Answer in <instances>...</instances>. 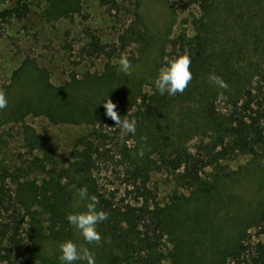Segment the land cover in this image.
Segmentation results:
<instances>
[{"label": "rangeland", "instance_id": "obj_1", "mask_svg": "<svg viewBox=\"0 0 264 264\" xmlns=\"http://www.w3.org/2000/svg\"><path fill=\"white\" fill-rule=\"evenodd\" d=\"M122 1L124 10L116 16L99 0H28L31 12L26 18L0 23V89L8 100V106L0 110V174L9 170L12 193L24 199L17 207L21 206L25 215L24 236L29 239L32 235L30 244L37 250L35 264H62L58 245L67 239L88 247L95 264H109L116 245L102 222L97 225L100 244H87L77 229L64 227L63 220L53 212L61 210L67 217L69 212L84 210L85 202L76 190L79 187H86L89 196L93 195L92 176L77 164L76 152L81 140L92 138L95 125L106 116L103 97L107 94L114 102L123 84L151 90L152 75L158 74L164 57L176 55V38L184 33L192 36L196 31L194 18L202 16L199 6L186 8L182 0ZM257 1L219 0L214 16H219L220 22L207 34V42L224 54L217 59L221 70L237 76L231 83L235 87L246 84L264 88V63L257 48L259 37L254 35L258 29L253 24L248 26L254 12L260 7L264 10V0ZM14 2L0 0V9ZM86 26L96 30L104 42L118 45L112 58L82 61L80 48L87 40L83 31ZM127 29H134L141 38L130 37L122 49L121 38ZM124 52L133 67L130 76L119 70L117 61ZM212 66L210 74L218 75L216 66ZM219 104L223 108L224 103ZM189 138V148L197 151L202 136L193 134ZM31 142H35L33 147ZM50 156L60 173L57 179L65 184L60 197L70 203L66 208L60 199L61 207L45 206L42 192L46 190H38L39 186L52 190ZM36 157L46 165L45 171L37 166L41 162ZM101 169L99 174L94 173L100 183L117 187L120 180L112 175V167L102 165ZM202 177V192L195 196L192 190L177 188L172 175L152 174L158 202L174 212L179 222L178 228L164 238L167 264H211L223 247L221 238L235 236L244 222L252 239L258 238L253 216L264 206V152L238 154L209 165ZM9 218L11 211L0 212V223ZM207 229L214 232L205 233ZM178 250H182L181 258L173 256ZM15 259L10 244L0 239V264H15ZM73 264L87 262L77 260Z\"/></svg>", "mask_w": 264, "mask_h": 264}, {"label": "trees", "instance_id": "obj_2", "mask_svg": "<svg viewBox=\"0 0 264 264\" xmlns=\"http://www.w3.org/2000/svg\"><path fill=\"white\" fill-rule=\"evenodd\" d=\"M183 1L186 8L195 5L202 11L201 17L194 18L195 33L192 36L184 33L174 41L176 54L187 50L191 57L193 78L187 89L175 96L167 93L161 95L155 89L154 80L158 76L156 73L152 75L149 91L142 89L140 85L134 89L123 84L121 90L115 93L116 111L121 119L127 116L136 121V133L128 134L122 142L120 128L105 116L100 124L95 125L92 138L81 140L82 147L80 144L76 152L77 164L92 176L91 190L100 202L97 207L109 214L108 219L101 224L107 228L111 241L116 245V252H111L109 256V264H167L164 238L178 228L179 222L174 212L158 202L157 188L152 184L153 172L172 175L177 188L192 190L197 196V193L202 192V172L207 166L238 154L260 155L264 152L263 86L251 87L243 84L240 88L231 84L237 76L221 70L217 59L224 54L221 50L216 52L214 44L211 46L207 42L211 27L220 22L219 16H214L218 13L219 0ZM99 2L116 16L121 15L125 7L122 0ZM223 11L224 9L219 15L222 16ZM30 12L28 0H15L13 5L0 9V23L11 19H24ZM136 15L138 19L141 16L138 9ZM254 16L255 19L248 26L253 24V28L259 31V34L257 31L254 35L259 37L257 48L264 63L262 7L254 12ZM83 31L87 40L80 48L82 61L112 58L118 51V45L104 42L102 36L91 26H86ZM131 31L127 29L126 35L122 36V49L126 48L130 37L141 38L137 31ZM144 41L143 48L146 45V40ZM212 64L216 66L218 76L225 75L222 79L228 84L227 89H220L209 81ZM221 93L227 97L226 100L221 98ZM220 101L224 103L223 108L219 106ZM182 118L189 123L186 124L185 120L183 122ZM193 134L202 136L197 151L191 150L188 145L189 136ZM142 137H147V140ZM34 143L31 142L30 145L33 147ZM141 147L144 149L142 158L134 155ZM50 157L53 167L48 173L52 179V190L49 187H37L38 190H46L42 192L44 195L41 194L44 205L57 208L65 202L64 197H60V193L65 190V184L57 179L58 176L60 178V173L54 166L56 162L53 156ZM36 160L40 161V158L36 157ZM40 162L37 166L45 171L46 165ZM102 165L112 167V175L120 180L117 187H104L95 176L94 173L99 174L102 171ZM8 171L5 169L0 174V212L11 211L12 218L0 223V239L10 244L11 252L16 258L15 264H35L34 255L37 250L30 244L32 235L29 239L24 236L22 224L25 215L21 206L17 207L24 199L18 193H12L8 184ZM49 198L51 199L45 200ZM70 198L68 197L69 200ZM59 199L63 201L62 204ZM69 204L66 200L65 208ZM53 214L57 219L63 220L64 227L71 225L61 210L54 211ZM253 223L258 229L257 240L252 239V234L244 222L235 236L228 233L229 238H221L223 247L218 259L211 264H264V206L257 208ZM204 232L214 231L207 229ZM181 254L182 250H178L173 256L181 258Z\"/></svg>", "mask_w": 264, "mask_h": 264}, {"label": "clouds", "instance_id": "obj_3", "mask_svg": "<svg viewBox=\"0 0 264 264\" xmlns=\"http://www.w3.org/2000/svg\"><path fill=\"white\" fill-rule=\"evenodd\" d=\"M164 65L159 69L158 76L154 80L155 89L161 95L167 93L169 96H175L177 93H183L192 81L191 72V57L187 50L173 56L164 57ZM119 70L126 75H131L133 71L132 64L128 58L127 52L121 53L119 59ZM209 81L220 89H227L228 84L218 75L212 73L209 76ZM222 99H227L221 93ZM106 109V116L114 121V124L121 130L120 140L123 142L125 136L128 134L134 135L136 133V121L121 116L116 111V104L107 96L103 97L102 102ZM8 106V100L5 92L0 89V110ZM147 140V137H142ZM141 158L144 155V149L141 147L138 153ZM75 188L76 186L73 185ZM78 197L84 201V210L77 212H69L67 214L68 222L79 231L84 241L87 244H100L101 235L97 230V225L108 219V213L99 209V199L96 195L89 196L86 187H79L76 189ZM58 249L60 252L59 260L62 264H73V262L80 260L86 261L87 264H95L94 253L84 244L77 246L71 239L64 240L59 243Z\"/></svg>", "mask_w": 264, "mask_h": 264}]
</instances>
